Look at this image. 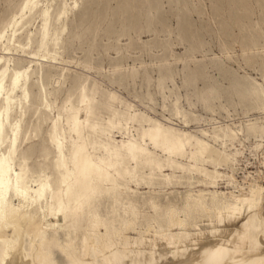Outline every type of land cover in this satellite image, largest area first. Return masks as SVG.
Returning a JSON list of instances; mask_svg holds the SVG:
<instances>
[{
  "label": "rangeland",
  "instance_id": "1",
  "mask_svg": "<svg viewBox=\"0 0 264 264\" xmlns=\"http://www.w3.org/2000/svg\"><path fill=\"white\" fill-rule=\"evenodd\" d=\"M181 1L190 7L183 25L178 16L181 7L172 0H0V177L9 188L8 195H13L15 175L23 168L30 180L45 174L47 217L56 221L49 195L57 175L55 160L66 156L74 141L67 132V109H80L83 94L88 97L89 121L99 125L111 144L133 138L158 155L148 139L142 140L141 132L159 124L204 138L226 155L223 161L199 163L207 171L219 173L212 184L197 182L199 176L204 178L202 173L194 172L192 177L187 171L164 166L149 178L119 179L129 196L142 200L152 192L164 199L165 195L179 197L186 190L200 189L239 194L256 180L264 186V131L258 130L264 126L260 102L264 73L259 70L264 57V26L257 27L260 35L252 48L242 52L236 40L223 50L211 34L215 25L210 0ZM193 29L199 38H188L189 42L184 34ZM233 32L238 34L236 28ZM79 112L85 118L84 110ZM252 125L257 126L255 132H251ZM221 130L234 134L215 140L213 135ZM100 153L97 149L96 154ZM187 159L180 158L184 163ZM141 172H149L148 167ZM164 173L173 181L169 187ZM111 200L109 193L102 194L99 210H110ZM262 208L264 213V193ZM207 225L203 221L199 227Z\"/></svg>",
  "mask_w": 264,
  "mask_h": 264
},
{
  "label": "bare ground",
  "instance_id": "2",
  "mask_svg": "<svg viewBox=\"0 0 264 264\" xmlns=\"http://www.w3.org/2000/svg\"><path fill=\"white\" fill-rule=\"evenodd\" d=\"M32 1L27 0V3ZM172 1L175 6L181 7L178 16L180 25H183L186 21L183 16L190 7L187 8L181 0H176V3ZM210 3L215 25L211 34L221 49L225 50L231 41L236 40L242 45V52L257 44L260 35L257 27L264 26V0H210ZM128 5L131 9L132 5ZM254 16L256 22L253 23ZM235 28L238 34H234ZM196 32V29L187 30L184 35L190 42L188 38H199ZM259 70L264 73V57L259 61ZM215 82L211 81V86L214 87ZM72 100L69 97V103ZM87 101L88 97L83 94L80 108L85 112L83 119L79 114L80 109H67V132L72 133L74 141L68 154L55 160L57 175L49 195L54 201L56 221L47 217L50 210L46 199L45 174H38L34 180H30L23 168L15 175L12 196L8 195L7 184L0 177V264H264V186L258 180L249 182L247 190H241L239 194L200 189L197 192L186 190L179 197H175L174 191L175 196H170L172 199L165 198L166 195L162 199L152 192L146 196L143 194L145 197H141L142 200L129 196L119 179L149 178L156 171H163L164 166L187 171L192 177L194 172L202 173L204 178L197 176V182L212 184L219 173L209 172L199 163L208 159L212 162L214 159L223 161L226 155L204 138L159 124H152L141 132L142 140L148 139L154 150L160 152L158 155L133 138L121 139L120 145L115 141L111 144L106 141L99 125L89 121ZM260 102L264 107V93ZM256 128V125H252L251 132H255ZM258 130L264 131V126ZM233 132L221 130V133L215 132L213 136L215 140L222 136L228 138ZM97 149L101 150L98 155ZM183 157L188 161L182 162L180 158ZM144 167H148L149 172L142 173ZM165 177L163 181L169 187L173 181L170 176ZM105 193H109L112 200L110 210L103 213L99 210L98 198ZM203 221L208 225L199 227ZM56 251L62 256V261L57 260Z\"/></svg>",
  "mask_w": 264,
  "mask_h": 264
}]
</instances>
